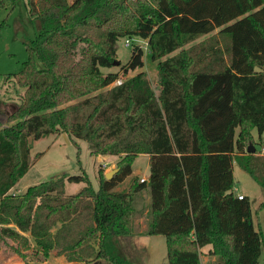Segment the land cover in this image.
<instances>
[{
    "label": "trees",
    "instance_id": "1",
    "mask_svg": "<svg viewBox=\"0 0 264 264\" xmlns=\"http://www.w3.org/2000/svg\"><path fill=\"white\" fill-rule=\"evenodd\" d=\"M25 2L42 29L22 68L6 75L25 91L0 118V239L29 248L16 223L45 257L129 264L111 246L134 232L148 190L145 233L165 235L168 264H201L208 244L222 264H264V228L234 175L236 162L264 188V153L247 151L255 129L264 142V0ZM123 36L148 40L158 94L145 71L116 84L144 65L138 45L122 64ZM116 61L119 71L102 70ZM62 132L91 143L93 155L119 156L118 171L107 179L100 169L98 189L86 173H65L11 193L34 163L31 138ZM140 154L149 155L148 180L115 190ZM67 182L86 184L67 194Z\"/></svg>",
    "mask_w": 264,
    "mask_h": 264
},
{
    "label": "rangeland",
    "instance_id": "2",
    "mask_svg": "<svg viewBox=\"0 0 264 264\" xmlns=\"http://www.w3.org/2000/svg\"><path fill=\"white\" fill-rule=\"evenodd\" d=\"M54 24L56 23H51L50 26ZM41 29V20L30 15L25 0L17 1L14 7H0V107H2L0 109V118L2 121L15 109L14 105L20 103L25 91L24 87H21L12 77H7L6 75L18 72L22 68L23 62L28 57L26 43H31ZM214 31H217V28ZM127 37L129 36L120 37L117 42V54L122 64L129 61L133 47L136 45L134 42L127 46L125 44ZM157 64L158 61L152 59L151 53L144 51L143 67L131 70L126 75L121 73L120 78L123 81L140 71H145L153 84L155 92L158 94L161 91V85L159 83ZM102 70L104 72L119 71L120 67L118 64L114 67H103ZM253 133L257 141L255 147L258 151L264 153L262 151L264 142L259 143L258 131L255 129ZM91 151V143L80 138L72 139L66 132L53 133L39 139L31 138L30 152L31 157L34 158V163L11 190V193L22 195L29 186L39 184L65 173H86L93 187L98 189L99 170L102 169L104 174H106L115 169L119 156L110 154L93 155ZM38 152L41 153V156L36 158ZM133 166L135 169L138 168V172L134 178H139V180L142 177L149 178L150 166L147 154H140ZM234 175L237 180V189L239 192L245 193L250 199L256 229L264 228V209L258 213L256 212L259 204L264 201V188L236 162H234ZM132 176H128L125 179L126 181L117 187V190H127ZM85 184V182H67L66 193H75ZM149 203L150 194L148 190H145L138 199L137 206L141 211L135 217L134 232L117 238L111 246V249L118 257L127 260V256L129 260L127 261L130 264H168L165 235L139 234L140 231L143 230L145 232L147 229ZM10 226L15 227L27 238V246L29 248L25 247L22 241H15L12 238L0 239V264H82V262L78 261H68L64 255H56L53 252L45 257L43 252L35 246L29 228L21 230L16 223H11ZM124 240L128 242L127 253L123 252L125 251L122 244ZM210 248L211 245L209 244L202 247L203 256L208 255L204 251H208ZM17 249L26 256L17 253ZM208 264L222 263L219 257L216 256L214 259L210 257Z\"/></svg>",
    "mask_w": 264,
    "mask_h": 264
},
{
    "label": "crops",
    "instance_id": "3",
    "mask_svg": "<svg viewBox=\"0 0 264 264\" xmlns=\"http://www.w3.org/2000/svg\"><path fill=\"white\" fill-rule=\"evenodd\" d=\"M149 156V155H148ZM136 161V160H135ZM137 172H138V168L137 169H135L134 168V166H133V173L131 174V175H133L132 176V178H131V180H130V182H129V187H130V185H131V183H132V181H133V179H134V177L136 176V174H137ZM130 175V176H131ZM124 181H126V180H124ZM124 181L122 182V183H120V184H118L116 187H115V190H117V187L118 186H121L123 183H124ZM128 187V188H129ZM119 190V189H118ZM120 190H123V189H120ZM238 190V189H237ZM238 193H239V195L240 194H244V195H246L245 193H243V192H239V190H238ZM139 234H141V235H144V234H146L143 230L142 231H140V233ZM119 237H121V236H119ZM118 237V238H119ZM122 244H123V246H124V250L125 251H123L124 253H127V244H128V242L127 241H122ZM210 250H211V248L208 250V251H204V252H206L208 255L207 256H203V250H202V248H201V252H202V254H201V264H208V260H209V258L211 257L212 259H214L216 256L215 255H212V254H210ZM124 255H127V254H124ZM126 259L128 260V257L126 256ZM129 261V260H128ZM129 264H130V262H129Z\"/></svg>",
    "mask_w": 264,
    "mask_h": 264
},
{
    "label": "built area",
    "instance_id": "4",
    "mask_svg": "<svg viewBox=\"0 0 264 264\" xmlns=\"http://www.w3.org/2000/svg\"><path fill=\"white\" fill-rule=\"evenodd\" d=\"M134 42L136 43V45L140 46L144 51H147V52L149 51L151 53V49H150V47L148 45V40L147 39H143V38L138 37V36H131V37L129 36V37H127L125 39V44L127 46H129L130 44H133ZM120 83H122V79L121 78L116 81V84H120ZM262 151L264 152V147L262 148ZM140 180H141V182H143V181L148 180V179L146 177H142ZM239 197L242 198L243 195L240 194Z\"/></svg>",
    "mask_w": 264,
    "mask_h": 264
},
{
    "label": "water",
    "instance_id": "5",
    "mask_svg": "<svg viewBox=\"0 0 264 264\" xmlns=\"http://www.w3.org/2000/svg\"><path fill=\"white\" fill-rule=\"evenodd\" d=\"M119 64V61H116L115 62V65H118ZM247 151L248 152H255L256 151V148H255V145H253V143H250L249 147L247 148ZM118 171V168H115L109 172H107L105 175H106V178L107 179H110L112 178V176Z\"/></svg>",
    "mask_w": 264,
    "mask_h": 264
}]
</instances>
